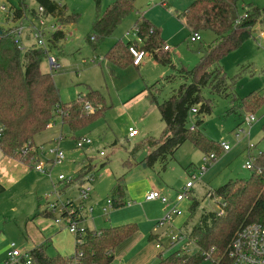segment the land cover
Here are the masks:
<instances>
[{
    "label": "rangeland",
    "instance_id": "1",
    "mask_svg": "<svg viewBox=\"0 0 264 264\" xmlns=\"http://www.w3.org/2000/svg\"><path fill=\"white\" fill-rule=\"evenodd\" d=\"M54 1L67 6L69 14H79L80 19L76 24H64L60 20L66 27L63 32L65 37L54 39L55 46H51L46 51L51 54L50 57H57L59 67L52 69L50 57H46L41 63V71L54 76L63 102L77 100L80 94L84 95L88 90H94L100 91L104 95L109 108L103 118L75 135L71 134L67 126L63 128L61 119L56 117L52 122V128L35 138L36 144L43 147V151L40 150V159L36 158L33 167L39 161L48 163L51 160L48 151L52 147H59L66 154V160L52 166L48 173L37 171L43 177L41 184L43 189L39 195L42 196V208L49 210L48 196L51 198L56 196V199L59 200V207L71 201L81 203V189L92 187L93 192L86 206H95L97 220L95 223L81 224L80 228H87V225L98 227L106 222L103 217L105 213L103 212L102 215L101 211L106 207L107 201L112 199L111 190L116 180L122 176L125 177L127 185L143 183L148 187L160 190V192H165L167 196L176 201L178 193L183 191L187 183L190 182L191 173L203 166V158L206 153L195 148L191 142H187L179 148L174 159L168 160L166 169L162 168L161 162L151 168H144L141 162L146 157L145 152L137 154L135 158H130V152L136 144L150 137L159 138L165 129L158 108L151 104L150 99L146 97L147 92L145 93L143 90L158 83L159 102L167 101L176 90L189 82L182 77L181 71L193 69L200 62L201 54L198 53V49L201 46H209L216 38L215 34L204 32L201 34L202 40L193 43L189 30L181 20L174 18L175 14L180 16L185 13L191 0H170L167 6H163L160 0H137L135 11L123 20L116 32L104 42L96 45L90 40L93 22L97 15L96 1ZM113 1L102 0L101 9H106ZM26 3L30 9L39 7L36 0H26ZM3 4L9 6V2L0 0V29L8 30L14 26L13 22L18 19H16V15L13 17L1 11ZM249 5L263 9L264 0H241L239 5L241 16H244L245 9ZM170 12H173L172 17L175 20L171 18ZM143 15L162 31L165 45L170 49L172 65L163 66L148 56L139 69L132 66L125 70H119L114 77L110 74L109 65L104 60V55L118 40L128 42L134 39L135 23L138 17ZM26 45V50L20 49L22 54L37 49L32 46V42H26ZM220 65L230 79H234L244 69L242 78L235 85L232 96L228 98L218 96L206 88L203 94L205 98L212 99L213 112L204 115L192 113L190 126H193L197 121H203L201 130L206 136L215 143H229L231 151L221 153L216 161L208 166L207 171L193 182L194 186L189 195L183 203L178 205L179 214L173 216V224L159 226V221L163 220L166 213L173 208V204L166 206L159 200L139 203L143 198L129 197L126 200L130 206L125 205L111 211L110 217L113 218L114 223L136 224L138 227L136 233L146 231L147 237L151 233L158 234L154 240V249L157 250V245H161L162 250H159V253H164V256L178 248L181 249L182 243L172 244L173 236L179 235L182 231L188 234L194 226L199 224L203 215L221 211L222 205L219 203L221 199L212 198L210 193L231 180L250 178L253 170L245 168L248 155L264 152V105L255 114L249 113L255 115L256 118L251 126L246 122V116L250 115L243 113L238 107L240 99L252 92H259L264 96V23H258L254 28L253 38L240 49L226 56ZM234 98L237 101H234ZM88 104L93 107V110L89 112L85 109V111L94 113L95 107L89 102L85 106ZM131 127L139 132L135 139H128ZM241 130L243 132H240ZM237 134H240L239 138H237ZM61 135L64 136L63 140L56 142ZM81 137L91 139L92 144L84 148H77V138ZM50 141L53 143L50 144ZM250 144H254L255 147L250 149ZM34 146L36 145L34 144ZM101 152H104L105 156H101ZM128 159L129 162L126 166L125 163ZM103 163H107V165L101 168ZM81 169H83L82 173H86L89 169L96 170L93 173V179L85 181L88 176L79 180L74 178ZM61 174L67 178L66 181L59 180ZM71 179L77 181L70 182ZM68 184L71 185L67 186ZM192 199L198 201V208L196 213L190 216L189 208L192 205ZM22 217L13 216L10 218L5 236H0V264H6L8 260L9 248L5 246L6 242L14 243L17 249L27 251L36 245L49 242L48 254H57L60 249L66 253L64 255L66 257L75 256L76 235L69 232L66 224L67 219L62 216L59 209L52 213V218H42L44 220L42 224H37V219L32 221L35 215L31 217V220ZM56 219L62 221L61 226L56 224ZM155 219L158 222H149V220ZM186 220L188 225L183 229L182 226ZM143 221L146 224L142 225ZM147 237V245H150L148 240L150 237ZM186 249L188 253H193L195 246L190 242ZM201 264L213 263L207 260Z\"/></svg>",
    "mask_w": 264,
    "mask_h": 264
},
{
    "label": "trees",
    "instance_id": "2",
    "mask_svg": "<svg viewBox=\"0 0 264 264\" xmlns=\"http://www.w3.org/2000/svg\"><path fill=\"white\" fill-rule=\"evenodd\" d=\"M95 1L97 15L90 40L98 45L111 37L123 20L135 11L137 0H114L104 10L101 9L102 0ZM240 1L192 0L185 13L180 15L179 20L189 30L191 38L204 32H212L216 38L209 46L198 49L201 54L200 62L193 69L181 71L182 77L189 82L176 90L167 101L159 102L158 83L146 88V97L158 108L165 129L159 138L145 139L130 152V158L146 153L141 162L144 168H151L161 162L162 168L166 169L168 160L174 159L179 148L187 142L206 154L215 153L220 156L224 153L220 143L210 140L201 130L203 121H197L195 129L191 130L190 117L193 108L198 109L197 114L213 112L212 99L205 98L203 94L206 88L218 96L228 98L242 78L244 69L234 79H230L220 63L253 38L255 26L264 23V8L249 5L244 16H241ZM36 2L47 14L57 17L64 24H76L80 19L79 14H69L67 6L54 0ZM18 7L15 15L16 19H21L29 7L26 0H19ZM9 29H0V150L4 155L19 157L32 166L39 157V153L33 151L35 138L43 134L56 117L61 118L63 125L75 135L103 118L109 106L104 95L94 90L80 94L77 100L63 102L54 76L41 71V63L48 56L47 52L44 49H34L22 54ZM64 37L63 33H58L54 39ZM132 46L146 51L158 64L172 65L170 51L165 50L162 31L143 15L135 23L134 39L128 42L118 40L104 55L112 76L116 77L119 70L134 66L130 53ZM234 101L237 99L234 98ZM87 102L95 107L94 113L85 111ZM263 105L264 96L259 92H252L240 99L238 107L243 113L255 114ZM25 146L29 147V152L23 157L21 153ZM128 162L129 159L126 166ZM106 165L107 163H103L101 168ZM82 170L74 178L79 180L96 171L89 169L82 173ZM76 179L72 180L76 182ZM124 184L125 177L122 176L116 180L111 190L113 208L126 205ZM210 196L221 199L220 212L223 213L203 215L199 224L186 233L195 246L194 252L188 253L181 248L166 256L160 255L156 264H201L207 260L213 264L228 262V247L238 231L251 223L264 222V152L256 159L250 178L231 180L211 192ZM192 201L190 216L198 208V201ZM70 204L74 202L71 201ZM37 215L52 217V212L39 210ZM187 225L188 221L183 229ZM137 230V225L131 223L98 231L85 228L83 233L76 236V254L71 258L60 254L48 255V244L36 246L26 253L33 259V264H112L115 249ZM213 249L215 252L209 255Z\"/></svg>",
    "mask_w": 264,
    "mask_h": 264
},
{
    "label": "built area",
    "instance_id": "3",
    "mask_svg": "<svg viewBox=\"0 0 264 264\" xmlns=\"http://www.w3.org/2000/svg\"><path fill=\"white\" fill-rule=\"evenodd\" d=\"M9 2V6L3 4L1 6V11L6 12L13 17L15 16L16 7L19 8V0H7ZM163 6H167L170 0H160ZM21 19L13 22L14 26L10 27V34L14 39V43L21 50H26L27 45L26 42H32V46L37 49H44V51H48L51 46H55L53 43L54 36L58 33L65 32L66 27H64L63 23L55 16L47 14L46 10L39 6L38 9H30L27 8L25 10ZM174 18L180 19L178 14L174 15ZM134 34V31H133ZM202 40L201 35L195 34L192 37V42H199ZM165 50H170L169 47H165ZM130 53L133 56V64L134 66H141L145 59L149 56V54L144 50H139L135 46L130 48ZM47 57H50V53H48ZM50 64L52 69H56L59 67L58 61L56 57H50ZM85 109L89 112L93 110V107L88 104L85 106ZM198 109L193 108L192 113L197 114ZM250 116H246L247 125L251 126L254 121H256L255 115L249 114ZM195 129V125L191 126V130ZM240 132H243L241 130ZM139 135V132L133 127L129 129L128 138L133 139ZM1 137V134H0ZM237 137H240V134H237ZM92 144L91 139L87 137L78 138L76 141L77 148H84L85 146H89ZM224 152L231 151V146L229 143L222 142L220 143ZM255 147L253 144H250V149ZM40 150L43 151V147H38L35 149L33 147V151L40 153ZM29 152V147L25 146L22 150L23 157L27 155ZM263 153L260 152L257 155H248V161L246 162L245 168L248 170H254V163L256 159L261 156ZM48 155L51 160L48 163L38 162L35 164L34 169L41 173H48L52 166L56 164H61L66 160V154L59 147H52L48 151ZM101 156H105L104 152L100 153ZM218 156L215 153L206 154L203 158V166L199 167L196 172L191 173L190 182L187 183L186 187L183 191L179 192L175 203L171 201L169 196L165 193H162L158 190H152L149 192L145 200L148 202L152 201H161L164 205L173 204V208L170 212L166 213V217L159 221V226L164 227L168 223H172V218L175 215L179 214L178 211V203L185 200L189 195V192L193 188V182L198 180L199 176H202L206 171L208 166L212 164L213 161H216ZM49 166V168H47ZM197 172H199L197 174ZM66 177L64 175L59 176L60 181H66ZM93 179V175L88 176L86 181H91ZM72 180V179H71ZM70 180V182H71ZM93 192L92 187H84L80 191V202L70 204V202L62 204L61 207L58 205V199L56 196L54 198H50L48 201L49 211L55 213L58 209L60 210L63 217L67 219L66 224L68 230L73 235H79L83 233L85 228H80L85 216L88 214H92L94 208L92 206L87 207L86 203L89 201L91 194ZM113 209L112 199L107 201V206L104 207L103 212L108 213L109 210ZM223 212H220L222 214ZM65 214V215H64ZM56 224L61 225L62 221L60 219L55 220ZM190 239L188 238L185 232H181L177 236L172 237V244H180L182 243V249H186ZM189 242V243H187ZM187 243V244H186ZM158 249H162L161 245H157ZM10 252L8 253L7 264H33V259L28 253L21 252L16 248V245L12 243L10 245ZM184 249V250H185ZM187 251V249L185 250ZM215 250L211 251L213 254ZM228 262L225 264H264V222L261 223H251L243 228H241L238 233L235 235L231 243L229 244L228 251Z\"/></svg>",
    "mask_w": 264,
    "mask_h": 264
},
{
    "label": "crops",
    "instance_id": "4",
    "mask_svg": "<svg viewBox=\"0 0 264 264\" xmlns=\"http://www.w3.org/2000/svg\"><path fill=\"white\" fill-rule=\"evenodd\" d=\"M191 3H192V0H191ZM170 14H171V18L174 19L172 17L173 12H170ZM57 61H58V59H57ZM137 69H139V68H137ZM143 91L145 92V90H143ZM61 122H62V119H61ZM52 126H53V124L51 123L48 130L50 128H52ZM62 127L64 128L63 122H62ZM39 136H41V135H39ZM63 138H64V136L61 135L60 139L56 140V142L63 140ZM128 139H130V138H128ZM133 139H135V138H133ZM52 143L53 142L50 141V144H52ZM34 144L37 146V147L34 146L35 149L40 147V146H38V144H36V140L34 141ZM39 159H40V153H39ZM61 175H63V174H61ZM42 178H43L42 175L39 174L37 171H35L33 166H30V165L24 163L23 161L20 160L19 157L6 156L0 150V225L2 224V226H0V236H5V232H7V230H8V228H6V227L10 223V221H9L10 218H12L13 216H16V217L23 216L22 217L23 219L26 218L27 220H29V219L31 220V217H34V215H35V217H34V219H32V221L34 222L37 219L36 220L37 224L38 223L42 224L44 222V220L42 218H46V219L52 218V217L39 216V215L35 214V213H38L39 210H41V211L45 210L41 206L42 205V202H41L42 196H39L42 193V189H43L41 187ZM124 189H125V200L129 199V197L143 198L140 200L139 203L148 202L144 199V196H146L152 190H154V189L156 190V188L150 187V186L148 187V186L144 185L143 183H140V184H130L129 183L128 185L125 183ZM162 193H165V192H162ZM47 198H48L47 199V202H48L50 200L51 196H48ZM169 198L171 199V201L173 203H175L174 198H172V197H169ZM184 201L185 200L181 201L180 203H178V205L183 203ZM91 206L94 208V211L92 214L90 213V214L85 216V219L83 220L82 224H88L90 222H92V223L96 222L97 218H95V216H96L95 206H93V205H91ZM126 206H130L127 204V200H126ZM112 210H115V208L109 210L108 213H105V214L103 213V211H101L102 215L104 214V216H103V217H105L104 219H106V222L104 224H102L98 227L97 226L89 227L87 225V229L98 231V230H101L104 228L116 227V225H120L117 222L114 223L113 218L110 217ZM36 211H38V212H36ZM116 213H118V212H116ZM116 213L113 215L114 217H115ZM156 221H157L156 219L155 220H149L150 223H153V222L156 223ZM186 222H187V220H186ZM141 224L144 225V224H146V222L143 221ZM147 224H148V222H147ZM172 224H173V222H172ZM32 227H34V226L32 225ZM97 228H99V229H97ZM157 236H158V234L151 233L150 236H148V237H150L148 239L150 245H147V242H146L147 233H146V231H139V233H136L135 235H133L130 238H128L127 240H125L123 243H121L115 249V251H114L115 260L112 264H156L159 260L160 255H163V256L165 255L164 253H159V250H162V249L157 248L158 251L154 249V246H155L154 240L156 239ZM43 244H48V247L50 245L49 242L48 243L45 242ZM43 244H41V245H43ZM10 245L11 244H9L8 242L5 243V246L7 248H9V252L11 250ZM36 246H39V245H36ZM36 246L31 248L29 251L33 250ZM179 247H180V245H179ZM181 248H182V245H181ZM18 250H19V248H18ZM20 251L24 252V253L29 252L27 250H22V249H20ZM57 254H60L62 256L66 255V253L60 249H58ZM157 254H158V256H157ZM48 255H50V254H48ZM53 255H55V254H53ZM53 255H50V256H53ZM7 256H8V254H7ZM64 257H66V256H64Z\"/></svg>",
    "mask_w": 264,
    "mask_h": 264
}]
</instances>
